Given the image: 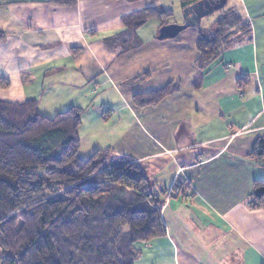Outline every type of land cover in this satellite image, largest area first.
<instances>
[{
    "label": "crops",
    "instance_id": "crops-1",
    "mask_svg": "<svg viewBox=\"0 0 264 264\" xmlns=\"http://www.w3.org/2000/svg\"><path fill=\"white\" fill-rule=\"evenodd\" d=\"M188 1L78 0L69 7L0 0V99H36L47 116L81 107L82 120L96 129L90 154L112 148L147 165L160 191L175 181L180 189L189 185L162 196L167 235L137 243L135 264H264V208L251 204L264 161L249 155L264 137V0L231 7L251 34L202 72L196 59L203 19L161 39L166 28L152 18L138 28V47L107 42L145 9L171 10L176 24V7ZM171 82L175 90L158 104L133 105V95Z\"/></svg>",
    "mask_w": 264,
    "mask_h": 264
},
{
    "label": "trees",
    "instance_id": "trees-1",
    "mask_svg": "<svg viewBox=\"0 0 264 264\" xmlns=\"http://www.w3.org/2000/svg\"><path fill=\"white\" fill-rule=\"evenodd\" d=\"M50 1L69 7L78 2ZM173 15L171 10L145 9L126 18L125 32L107 42L124 50L138 47L140 26L152 18L165 26ZM250 34V23L237 9L220 16L212 27H200L199 72ZM4 39L0 31V42ZM242 81L247 82L246 77L238 83ZM174 90L171 82L133 95L132 103L140 108L156 105ZM82 116L78 106L47 116L36 99H0V264H135L137 243L167 235L161 215L167 192L157 189L147 165L112 148L81 158ZM249 155L264 161V137ZM188 188L182 183L180 194ZM251 204L264 208V180L255 181Z\"/></svg>",
    "mask_w": 264,
    "mask_h": 264
},
{
    "label": "rangeland",
    "instance_id": "rangeland-1",
    "mask_svg": "<svg viewBox=\"0 0 264 264\" xmlns=\"http://www.w3.org/2000/svg\"><path fill=\"white\" fill-rule=\"evenodd\" d=\"M233 6L238 7L239 0H228L227 5H225L223 8L214 10L212 13H209L208 15L203 17L202 28L212 27L214 25L215 20L219 18L225 12H228L229 10H231V7ZM175 13H176L175 19H174L175 23L176 24H178L177 22L185 23V20H186L185 8H181L180 6H178L175 9ZM189 29H196V28L191 27ZM188 35L189 34H186L187 37H189ZM103 107L106 108L105 110H103V112H107L108 106H103ZM87 120L88 122L82 120L81 128L79 131V134L81 135L80 139L83 141V146L82 148H80V156L83 159H88L91 156L90 154L91 145L95 142L93 133L96 132V129L94 130L92 129L95 125H92L90 119H87ZM2 252L3 251L0 248V257L2 256Z\"/></svg>",
    "mask_w": 264,
    "mask_h": 264
},
{
    "label": "water",
    "instance_id": "water-1",
    "mask_svg": "<svg viewBox=\"0 0 264 264\" xmlns=\"http://www.w3.org/2000/svg\"><path fill=\"white\" fill-rule=\"evenodd\" d=\"M227 3V0H218L216 5H211L209 3V0H200L197 1L196 3H193L190 6H187L185 8V13H186V20L183 25H178V24H168L163 27H165L166 31L163 33L161 30L160 32V38H169V37H176L183 29H186L188 27H200L201 21L203 17L208 15L209 13H212L214 10H218L223 8ZM210 5V9H205L206 11H203L202 13L199 11L200 8H202L204 5Z\"/></svg>",
    "mask_w": 264,
    "mask_h": 264
},
{
    "label": "built area",
    "instance_id": "built-area-1",
    "mask_svg": "<svg viewBox=\"0 0 264 264\" xmlns=\"http://www.w3.org/2000/svg\"><path fill=\"white\" fill-rule=\"evenodd\" d=\"M105 109H106L105 107H102L101 111ZM177 193H180V184L178 183V181H175L171 186V188L167 191V196L170 197L172 194H177Z\"/></svg>",
    "mask_w": 264,
    "mask_h": 264
},
{
    "label": "flooded vegetation",
    "instance_id": "flooded-vegetation-1",
    "mask_svg": "<svg viewBox=\"0 0 264 264\" xmlns=\"http://www.w3.org/2000/svg\"><path fill=\"white\" fill-rule=\"evenodd\" d=\"M217 1L218 0H209V3H211V5H214V4L216 5ZM210 8H211V6L210 5L207 6V4H206L202 8H200L199 11L202 13L203 11H206L207 9H210Z\"/></svg>",
    "mask_w": 264,
    "mask_h": 264
}]
</instances>
